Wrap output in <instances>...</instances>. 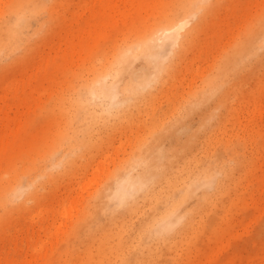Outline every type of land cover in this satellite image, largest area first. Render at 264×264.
<instances>
[{
    "label": "rangeland",
    "instance_id": "rangeland-1",
    "mask_svg": "<svg viewBox=\"0 0 264 264\" xmlns=\"http://www.w3.org/2000/svg\"><path fill=\"white\" fill-rule=\"evenodd\" d=\"M0 264H264V0H0Z\"/></svg>",
    "mask_w": 264,
    "mask_h": 264
},
{
    "label": "bare ground",
    "instance_id": "bare-ground-1",
    "mask_svg": "<svg viewBox=\"0 0 264 264\" xmlns=\"http://www.w3.org/2000/svg\"><path fill=\"white\" fill-rule=\"evenodd\" d=\"M191 3L192 2H190L185 7H189ZM183 11L186 12L187 8H184ZM188 14L189 13H185L181 19H178V21H174V19H172V16H165L160 19V26L158 27V30L152 32H159L156 36L154 34H152L151 36L155 41L153 45H163L169 42L170 45L178 43L181 36H183V31H185L186 28L190 26L191 21L187 18ZM125 177L118 180L112 192L113 197L118 200L119 205L125 204L130 198L135 196L140 190L141 185L143 184V182L138 181V179H135L132 175L128 174L127 177Z\"/></svg>",
    "mask_w": 264,
    "mask_h": 264
}]
</instances>
